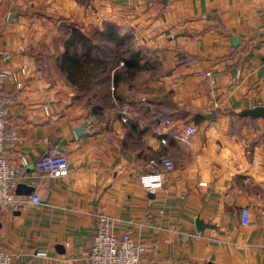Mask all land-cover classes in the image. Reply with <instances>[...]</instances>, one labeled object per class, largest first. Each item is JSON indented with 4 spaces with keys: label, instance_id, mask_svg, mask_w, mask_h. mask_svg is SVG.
I'll return each instance as SVG.
<instances>
[{
    "label": "crops",
    "instance_id": "crops-1",
    "mask_svg": "<svg viewBox=\"0 0 264 264\" xmlns=\"http://www.w3.org/2000/svg\"><path fill=\"white\" fill-rule=\"evenodd\" d=\"M108 23L163 72L127 103L166 101L156 112L171 111V125H151L152 106L148 120L133 113L125 125L111 100L94 114L95 93L77 99L57 72L70 26L90 33ZM0 65L28 68L9 124L25 127L15 154L32 162L20 184L34 191L0 217V247L15 264H88L101 213L118 237L150 248L142 264H264V118L239 116L264 108V0H0ZM13 90L2 93L6 102ZM189 124L197 133L185 143ZM53 147L68 154L70 173L44 179L33 163ZM163 156L174 173L159 165ZM149 175L158 178L152 190Z\"/></svg>",
    "mask_w": 264,
    "mask_h": 264
},
{
    "label": "built area",
    "instance_id": "built-area-1",
    "mask_svg": "<svg viewBox=\"0 0 264 264\" xmlns=\"http://www.w3.org/2000/svg\"><path fill=\"white\" fill-rule=\"evenodd\" d=\"M5 59L8 60L9 56ZM27 74V66L13 71L0 65V217L7 211L17 208L15 191L24 179L25 169L32 163L25 153L15 154L17 148L26 141L25 127L16 128L9 124V103L14 104L20 100V92L24 87L22 77ZM9 86H12L14 90L6 102L2 93ZM141 101L145 103L146 98ZM119 107L122 123H129L133 116L131 105L125 103ZM35 120L38 121V119ZM167 125L171 123L168 121ZM195 133H197L196 127L189 124L179 138L182 142L189 143ZM161 142L164 145L167 144L166 139ZM33 164L36 172L44 179H60L67 177L70 173L68 154L59 147H53ZM159 165L169 173H174L176 169L173 160L167 156L159 159ZM144 183L149 190H152L154 185H158V178L155 175L146 176ZM31 201L36 205L42 203L39 197H33ZM249 216V209H245L242 216L245 226L249 224ZM97 220L92 245L88 252V264H142L143 257L150 252L147 245L135 242L130 233H124L118 237L114 232L113 220L109 216L101 213ZM14 257L9 250L0 247V264H15Z\"/></svg>",
    "mask_w": 264,
    "mask_h": 264
},
{
    "label": "trees",
    "instance_id": "trees-1",
    "mask_svg": "<svg viewBox=\"0 0 264 264\" xmlns=\"http://www.w3.org/2000/svg\"><path fill=\"white\" fill-rule=\"evenodd\" d=\"M64 50L56 58L54 67L75 90L77 99L95 93L93 99L87 101L94 114L101 112L110 100L120 105L127 103L130 90H137L139 84L163 74L159 59L151 58L134 42L131 35L113 23L106 24L102 30L93 29L90 33L70 26ZM162 104H166V101L146 99L145 103L140 101L136 106L130 105L132 113L146 120L148 106L154 107L156 114L153 119H149V123L153 126L159 123L169 126L167 122L171 111L159 115L156 112ZM156 116L159 122L155 120ZM132 130L137 129L132 127Z\"/></svg>",
    "mask_w": 264,
    "mask_h": 264
},
{
    "label": "water",
    "instance_id": "water-1",
    "mask_svg": "<svg viewBox=\"0 0 264 264\" xmlns=\"http://www.w3.org/2000/svg\"><path fill=\"white\" fill-rule=\"evenodd\" d=\"M14 17H15V14H11L9 20L12 22ZM237 43H238V40H234V44L236 45ZM214 116H215V114H212V115L208 116L207 118L210 119ZM239 116L240 117H251L254 119L264 118V108L259 107V108H255L253 110H246V111H243L242 113H240ZM87 125H88V122H86L85 125H83L82 127H80L79 129L76 130L75 134L78 138L83 137L84 128ZM33 191H34L33 188L28 187L27 185L19 184L16 188L15 193L17 196H26V195H30ZM205 228H206V226L203 225L202 221L198 220L197 221V230L199 232H202Z\"/></svg>",
    "mask_w": 264,
    "mask_h": 264
},
{
    "label": "rangeland",
    "instance_id": "rangeland-1",
    "mask_svg": "<svg viewBox=\"0 0 264 264\" xmlns=\"http://www.w3.org/2000/svg\"><path fill=\"white\" fill-rule=\"evenodd\" d=\"M56 27H58L57 25H55ZM69 32V31H68ZM51 43V42H50Z\"/></svg>",
    "mask_w": 264,
    "mask_h": 264
}]
</instances>
